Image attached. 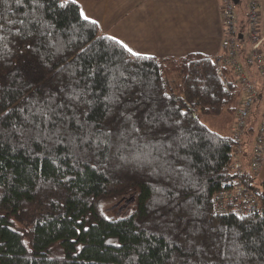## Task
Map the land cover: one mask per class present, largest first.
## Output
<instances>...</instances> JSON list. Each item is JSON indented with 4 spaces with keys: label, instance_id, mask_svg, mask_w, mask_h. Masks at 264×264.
Masks as SVG:
<instances>
[{
    "label": "trees",
    "instance_id": "1",
    "mask_svg": "<svg viewBox=\"0 0 264 264\" xmlns=\"http://www.w3.org/2000/svg\"><path fill=\"white\" fill-rule=\"evenodd\" d=\"M81 13L0 0V264H264V213L216 212L239 177L241 90L217 71L223 53L134 55ZM258 85L240 177L264 205Z\"/></svg>",
    "mask_w": 264,
    "mask_h": 264
},
{
    "label": "crops",
    "instance_id": "2",
    "mask_svg": "<svg viewBox=\"0 0 264 264\" xmlns=\"http://www.w3.org/2000/svg\"><path fill=\"white\" fill-rule=\"evenodd\" d=\"M74 1L83 16L96 21L103 32L134 53L169 57L192 52L215 56L222 52L221 0ZM261 14L264 29V0ZM255 76L258 83L261 77ZM257 177L264 179V161Z\"/></svg>",
    "mask_w": 264,
    "mask_h": 264
},
{
    "label": "built area",
    "instance_id": "3",
    "mask_svg": "<svg viewBox=\"0 0 264 264\" xmlns=\"http://www.w3.org/2000/svg\"><path fill=\"white\" fill-rule=\"evenodd\" d=\"M223 26L222 53L217 58V71L224 75L230 69L237 78L241 90L240 103L236 110V121L231 130L238 143L235 146L234 174L239 177L228 183V187L216 193V212L234 209L240 216L264 213L256 193L242 182L245 172L244 147L249 120L261 93L256 76L264 85V29L262 26L261 0H221ZM264 160V119L257 129L252 144L251 170L257 176ZM245 213V214H244Z\"/></svg>",
    "mask_w": 264,
    "mask_h": 264
},
{
    "label": "rangeland",
    "instance_id": "4",
    "mask_svg": "<svg viewBox=\"0 0 264 264\" xmlns=\"http://www.w3.org/2000/svg\"><path fill=\"white\" fill-rule=\"evenodd\" d=\"M197 111L199 112L200 120L202 123H204L209 128H211L215 131H223V129L225 128V125H226V122L224 121V119H222L220 117H216V116L202 114L199 109ZM120 203H121V201L120 202H107V203H105L104 212L106 213V215H108V216L116 215L118 210H119V207H122L119 205Z\"/></svg>",
    "mask_w": 264,
    "mask_h": 264
},
{
    "label": "snow or ice",
    "instance_id": "5",
    "mask_svg": "<svg viewBox=\"0 0 264 264\" xmlns=\"http://www.w3.org/2000/svg\"><path fill=\"white\" fill-rule=\"evenodd\" d=\"M81 14L83 15V13H81ZM84 18H85V19H88V17H87L86 15L84 16ZM124 47L127 48V50H128L129 52H132V51H133V50H132L130 47H128V45H126V44L124 45ZM134 55H139V53H134Z\"/></svg>",
    "mask_w": 264,
    "mask_h": 264
},
{
    "label": "bare ground",
    "instance_id": "6",
    "mask_svg": "<svg viewBox=\"0 0 264 264\" xmlns=\"http://www.w3.org/2000/svg\"><path fill=\"white\" fill-rule=\"evenodd\" d=\"M215 201H216V203H217V205H216V206H217V208H218V201H217V199H216V198H215ZM244 214H245V213H244Z\"/></svg>",
    "mask_w": 264,
    "mask_h": 264
},
{
    "label": "water",
    "instance_id": "7",
    "mask_svg": "<svg viewBox=\"0 0 264 264\" xmlns=\"http://www.w3.org/2000/svg\"><path fill=\"white\" fill-rule=\"evenodd\" d=\"M126 202H128V200Z\"/></svg>",
    "mask_w": 264,
    "mask_h": 264
}]
</instances>
